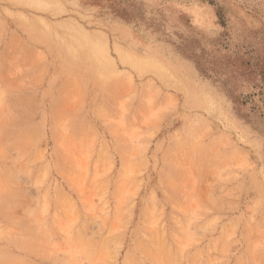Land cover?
<instances>
[{
  "label": "rangeland",
  "instance_id": "rangeland-1",
  "mask_svg": "<svg viewBox=\"0 0 264 264\" xmlns=\"http://www.w3.org/2000/svg\"><path fill=\"white\" fill-rule=\"evenodd\" d=\"M105 247L264 264V0H0V264Z\"/></svg>",
  "mask_w": 264,
  "mask_h": 264
},
{
  "label": "bare ground",
  "instance_id": "bare-ground-1",
  "mask_svg": "<svg viewBox=\"0 0 264 264\" xmlns=\"http://www.w3.org/2000/svg\"><path fill=\"white\" fill-rule=\"evenodd\" d=\"M106 254H107V247H105L101 252L100 251L92 252V250L87 251L86 248H84L82 251L79 252V255L82 257L83 264H92L95 262H96L95 264H97L99 260L106 257Z\"/></svg>",
  "mask_w": 264,
  "mask_h": 264
}]
</instances>
